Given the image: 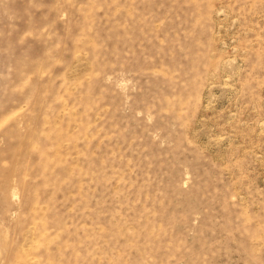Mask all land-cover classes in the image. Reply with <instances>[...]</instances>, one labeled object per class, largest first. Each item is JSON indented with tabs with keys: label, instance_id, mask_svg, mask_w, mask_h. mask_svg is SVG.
<instances>
[{
	"label": "rangeland",
	"instance_id": "374dc122",
	"mask_svg": "<svg viewBox=\"0 0 264 264\" xmlns=\"http://www.w3.org/2000/svg\"><path fill=\"white\" fill-rule=\"evenodd\" d=\"M0 264H264V0H0Z\"/></svg>",
	"mask_w": 264,
	"mask_h": 264
}]
</instances>
